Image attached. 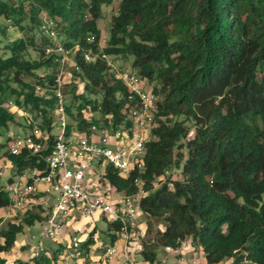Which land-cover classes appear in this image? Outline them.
I'll list each match as a JSON object with an SVG mask.
<instances>
[{"label": "trees", "instance_id": "obj_1", "mask_svg": "<svg viewBox=\"0 0 264 264\" xmlns=\"http://www.w3.org/2000/svg\"><path fill=\"white\" fill-rule=\"evenodd\" d=\"M112 2L0 0V18L24 35L7 46L9 56L0 55V137L10 124L21 123L13 107L29 112L48 132L40 154L6 152L2 161L17 174L45 170L53 148L54 90L62 66L58 55L48 52L50 46L36 44V30L46 26L44 15L61 44L77 49L73 76L85 88L68 92L70 133L89 134L94 124L133 125L129 110L138 98L107 57H133L132 67L148 84L155 83L158 125L155 139L146 143L142 186L134 182L137 173L122 178L111 167L106 171L118 191L146 193L140 200L147 217L145 260L156 264L160 248L176 249L190 238L204 251L206 264H264V0H121L102 48L98 20L102 7ZM177 170L181 180H171ZM10 207L0 177V208ZM44 212L27 209L19 223L1 231L0 264L26 227L44 221ZM44 261L50 259L43 255L23 264Z\"/></svg>", "mask_w": 264, "mask_h": 264}, {"label": "built area", "instance_id": "obj_2", "mask_svg": "<svg viewBox=\"0 0 264 264\" xmlns=\"http://www.w3.org/2000/svg\"><path fill=\"white\" fill-rule=\"evenodd\" d=\"M47 26L53 27V23L43 28L55 37L54 29ZM48 51L58 55L56 60L61 66L71 53L62 44ZM85 59L91 61L92 57L85 55ZM109 64L116 73L114 61H109ZM116 75L124 79L129 91L138 98V103L129 110L133 121L131 127L110 129L94 124L89 134L74 130L70 133L61 71L54 90L59 130L54 133L53 148L45 159L46 168L25 171L19 174L18 179L12 178L11 183H6L12 208L22 213L27 209L42 208L45 211L42 235L61 244L55 256H49L42 246L35 250L32 258L45 255L50 259L42 264H149L143 255L147 225L138 219L143 214L140 200L146 193L140 191L137 195H126L118 191L107 179L106 171L111 167L122 178L137 173L134 182L136 186H142L140 174L145 169L146 143L155 139L153 130L158 125L155 112L159 97L142 76L130 72L125 79V74ZM23 115L32 128L30 133L23 136L8 134V153L14 156L24 151L40 154L46 149L48 132L38 126L29 112L24 111ZM95 161L101 172L95 171V176H89ZM4 172L0 167V177ZM40 185L44 188L41 189ZM83 220H103L113 226L115 232L111 235L110 243L94 247L95 233H90L86 240L76 233L71 237L69 233L66 235L67 229L77 232V224ZM185 242L179 248L166 246L164 249L178 259L177 264H203L196 257L186 259L188 252L182 251Z\"/></svg>", "mask_w": 264, "mask_h": 264}, {"label": "rangeland", "instance_id": "obj_3", "mask_svg": "<svg viewBox=\"0 0 264 264\" xmlns=\"http://www.w3.org/2000/svg\"><path fill=\"white\" fill-rule=\"evenodd\" d=\"M13 2V0H11ZM121 0H113L112 4L104 5L102 7V18L98 20V26L101 30V47L104 48L107 45V41L109 39L111 21L113 15H115L118 11V7ZM41 18L44 20L46 24L50 23L46 16L41 15ZM2 30H5V34L2 33ZM42 30V31H41ZM36 30V44L43 43L46 47L50 46L52 50L56 46H59L62 42V39H58L57 32L56 36L53 37L50 35V32L42 27V29ZM28 35V34H27ZM23 32L20 28L15 25L12 21L6 20L4 18H0V55L9 56L10 51L8 49V45H12L17 42L20 38H22ZM51 44V45H50ZM49 52V51H48ZM77 52V49L71 50L70 55L66 59V63L62 66V90L65 94V101L67 104L72 103V94L68 92L71 90L73 86H76V94H80L84 92V83L80 79L75 78L74 75V57ZM30 55L33 59H35L38 55L33 50H30ZM109 61H114V67H116L117 74H125L124 78H128V74L130 72L138 74V71L132 67L133 57L124 58L122 56H109ZM41 74H44L42 72ZM139 75V74H138ZM30 80V79H28ZM154 87V84H150ZM79 102V101H78ZM77 102V103H78ZM13 110H17V115L19 120L21 121L20 125L18 124H10L8 133L5 136L0 137V144L2 147L0 148V167L3 169L4 175L2 178V182L6 187V183L9 178L18 179L19 174L15 173L11 167V165L7 162L3 163V155L8 152V134H19L25 135L26 133H30V129L26 128L25 125L28 123L26 121L25 116L23 115V111L17 109V107H13ZM72 112H75V107H72ZM73 122V118L68 116V123L71 124ZM59 130V122L56 117V124L53 128V133H57ZM189 137H193V130ZM98 162L95 161L94 166L91 169V174L89 176H95V171L100 173L101 169L97 166ZM171 180H181L182 174L179 170L173 171L170 174ZM165 181V179H164ZM170 185H172L170 183ZM22 211L14 209V208H0V243H3V238L1 237V231L6 229L10 223H19L21 219ZM140 222H146L147 217L144 214L139 215ZM45 223H36L31 227H26L18 237L14 247L8 253L2 254V258L4 259L5 264H23L24 261L30 260L33 257V253L35 250L42 246L45 249L46 253L49 256H55L58 254V249L61 248V244L59 241L50 238L47 235H42ZM78 225V231L75 232V229H67L66 235L71 237L76 233V235L82 240H86L90 233L95 231V242H93V246H98L99 244L106 243L109 244L111 240V235L114 234L115 229L113 226L109 225L108 222L103 220H83ZM163 227L161 226V230L163 231ZM65 235V234H64ZM182 251L188 252L185 256L186 259L197 258L199 262L205 263V253L204 251L197 245L192 243V240L189 238L185 242V246ZM45 253V254H46ZM178 259L170 253H167L164 248H160L157 252V261L156 264H177ZM227 262L226 264H229Z\"/></svg>", "mask_w": 264, "mask_h": 264}, {"label": "crops", "instance_id": "obj_4", "mask_svg": "<svg viewBox=\"0 0 264 264\" xmlns=\"http://www.w3.org/2000/svg\"><path fill=\"white\" fill-rule=\"evenodd\" d=\"M39 187H40L41 189L44 188V186H42V185H40ZM204 264H206V262H205Z\"/></svg>", "mask_w": 264, "mask_h": 264}]
</instances>
